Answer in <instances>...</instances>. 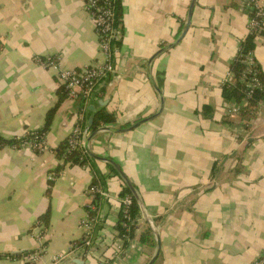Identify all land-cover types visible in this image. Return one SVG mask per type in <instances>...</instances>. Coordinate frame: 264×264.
I'll return each instance as SVG.
<instances>
[{
    "label": "crops",
    "instance_id": "crops-1",
    "mask_svg": "<svg viewBox=\"0 0 264 264\" xmlns=\"http://www.w3.org/2000/svg\"><path fill=\"white\" fill-rule=\"evenodd\" d=\"M119 2L120 76L103 79L81 101L34 58L57 55L77 69L101 60L83 0H0V134L42 128L64 96L42 152L0 149V264H75L67 260L83 256L85 264H253L264 251V99L245 121L225 114L233 102L222 96L249 35L248 12L238 0ZM255 42L264 78V37ZM99 111L115 120L90 128L85 165L67 162L59 171L64 161L55 150L78 114L89 124ZM93 180L106 195L91 245L74 247L93 205ZM125 186L140 214L114 257ZM47 212L42 256L27 262Z\"/></svg>",
    "mask_w": 264,
    "mask_h": 264
},
{
    "label": "built area",
    "instance_id": "built-area-1",
    "mask_svg": "<svg viewBox=\"0 0 264 264\" xmlns=\"http://www.w3.org/2000/svg\"><path fill=\"white\" fill-rule=\"evenodd\" d=\"M87 11L93 21L94 29L99 38L101 60L86 64L81 68H65L61 62V57L57 55L35 56L34 60L46 69H55L61 86L66 91L67 95L73 99L87 101L98 84L109 76H118L115 68V59L120 49L122 40V30L120 24L116 22V3L117 0H83ZM242 9L248 12V32L257 40L264 37V0H238ZM239 50L234 59L241 57L244 63V70L240 80L244 83V103L257 91H264V83L260 75L259 67L256 62L254 49L248 50L246 53ZM120 76V75H119ZM118 76V77H119ZM233 73L229 70L223 80V83L232 79ZM263 104V100L259 101L258 108ZM242 105L236 102L231 103L227 107L225 114L230 118H236L240 114ZM103 128V127H101ZM90 135V125L85 120L83 114H78L71 134L68 137V152L73 150H81L84 154V149L87 146V138ZM43 151L45 141L38 142L36 138L28 141L23 147ZM93 191L99 192L101 196L106 193L99 187L92 188ZM133 202L131 194L126 193L120 196L121 211L124 218H129V208ZM94 205L91 209H94ZM99 217V216H98ZM98 217L90 218L89 214L85 217L81 224L84 227L85 246H90L92 243V227L98 221ZM123 226L130 230L128 223L124 222ZM43 224L41 221L36 222V228L39 229L37 239L39 248L31 253L25 254L23 260L31 263L38 261L45 248L44 234L46 230H41ZM135 229V228H134ZM123 242L118 243L114 247L113 256L120 257L125 250L124 239L131 240L128 234L121 237ZM253 264H264V251L256 257Z\"/></svg>",
    "mask_w": 264,
    "mask_h": 264
},
{
    "label": "trees",
    "instance_id": "trees-1",
    "mask_svg": "<svg viewBox=\"0 0 264 264\" xmlns=\"http://www.w3.org/2000/svg\"><path fill=\"white\" fill-rule=\"evenodd\" d=\"M121 14H122L121 5H120L119 0H117L116 14H115L117 24H120L121 22ZM255 45H256V42H255L254 36L248 35L245 39L241 41V44H240L241 51L240 52L246 53L248 50L254 49ZM229 70L233 73V76H232V79L222 84V96L226 98L227 100L241 104L242 107H241L239 116L242 119H245V121H248L256 115L258 103L259 101L264 99V91L257 90L253 94V96L250 97L245 104H243L244 97H245L244 83L240 80L242 76V72L244 70V63L242 62V58L238 57L234 59L230 64ZM260 75L264 83V78L262 77L261 71H260ZM63 98H64L63 95L59 96V99L56 102V104L47 111L46 116H45V122L42 128L37 129V130H28L24 135H21V136L13 135L10 137H6L0 134V149L6 146H12L14 148L19 149L23 147L26 142L31 141L34 138H36L38 142L40 141L44 142L46 133L50 129V126L54 119L56 110ZM114 120H115V117L113 116V114H110L104 111H99L95 114L93 123L90 125V128L92 130H96L101 123H111ZM68 144L69 143H68V138H67L60 144L58 149L55 150L56 156L58 158H62L64 161L63 164L58 166L57 169L59 171L63 168L64 164L67 162H70L71 164H80V165H85V163L87 162L88 157H86V155H84L81 150L76 149V150L68 152ZM35 152L40 153L42 151L35 150ZM95 184H96L95 180H93L92 183L90 184V188H94ZM93 192L95 196L92 200V204L94 205L95 208L91 209L90 206L88 207V214L90 218L98 217V212H99V208H100L101 200H102V196L99 194V192H96V191H93ZM126 193L131 194V191L127 186H125L122 189L120 195H124ZM132 197H133V202L129 208V218H124L123 213L120 212L119 220L116 226L119 235L123 238L127 234L128 236H130V238L133 237V232L136 226L137 217L140 214V207L133 195ZM40 220L45 225V227H47L48 221H49V213L47 212L46 214L41 216ZM97 222L93 224L92 231L93 229L96 228ZM124 222L128 223V225L130 226V230H127L126 227L123 226ZM149 238H150L149 233H144L141 237L143 241H147ZM129 242L130 240H126L125 238L124 246H127ZM46 243L47 242H45V245ZM81 246H85L84 237L77 240L76 244L74 245V247H81ZM2 257L3 255L0 254V258Z\"/></svg>",
    "mask_w": 264,
    "mask_h": 264
},
{
    "label": "water",
    "instance_id": "water-1",
    "mask_svg": "<svg viewBox=\"0 0 264 264\" xmlns=\"http://www.w3.org/2000/svg\"><path fill=\"white\" fill-rule=\"evenodd\" d=\"M100 103L106 104L107 103V100H104V101L102 100V101H100ZM93 120H94V118L93 117H90V119H89V125H91L93 123ZM154 259L149 264H153ZM85 261L86 260H85L84 256L83 257H80V258H72L71 257L69 260H67V262L75 263V264H85Z\"/></svg>",
    "mask_w": 264,
    "mask_h": 264
}]
</instances>
